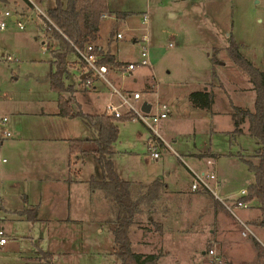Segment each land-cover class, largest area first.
Segmentation results:
<instances>
[{
    "label": "rangeland",
    "instance_id": "rangeland-1",
    "mask_svg": "<svg viewBox=\"0 0 264 264\" xmlns=\"http://www.w3.org/2000/svg\"><path fill=\"white\" fill-rule=\"evenodd\" d=\"M32 1L45 14L46 9L54 5V0ZM60 1L63 3L65 0ZM108 2L111 7L117 9L145 12L146 23L140 25L146 33V42L132 44L126 56L137 59L138 46L146 43L149 65L138 66L131 73L122 74V79L118 82L110 77L109 73H106V78L122 92L137 90L140 100L153 103L158 99L169 107V115L158 123V132L168 145L159 142L162 146L158 148L162 153L157 158H151L148 154L145 134L149 133V130L140 120L135 117L116 122L118 133L112 143L109 157L117 174L123 179L137 180L162 175L165 176L164 182L168 184V188L162 190L160 197L154 202L155 207L148 215L150 219L147 218V213L139 216L137 222L142 230L134 234L130 232L133 242L143 243H133V250L156 251L157 264L252 262L254 248L251 236L248 233L245 236L241 234L242 227L239 222L210 192L194 190L192 195H179L175 189H181L183 192L188 185L189 165L203 167L206 165L205 158H212L216 153L219 155L215 156L216 159L213 158V167L220 165L225 177L228 173L233 174L227 182L228 187L237 189L245 183L240 177L241 171L246 168L245 163L238 157L243 156L254 161L255 155L251 146L246 149V146L252 143L250 136L243 132L246 130V120L238 124L241 132L237 133L232 130L231 114L235 108H245V105L251 108L253 89L247 75L230 59L225 48L228 34L231 33L239 51L253 65L264 68V0ZM18 5H23L26 9L20 18L23 28H17L14 23L9 22L7 28L0 31V93L5 92L8 96L23 99V107L28 110L33 107L30 101L35 94L34 90H43L40 84L45 79L46 71L48 74L53 68L52 59L49 61V43H57V39L51 37L53 41L47 40V47L41 48L40 40L45 31L43 17L35 15L32 8H26V5L29 6L26 0H0V7L15 9ZM135 11L132 13L135 14ZM132 17L137 20L138 16ZM116 23L111 27L112 31ZM109 24L110 19L100 20V34L103 40L106 29L111 26ZM138 33L140 34V30ZM212 55L216 58L213 64ZM75 56L74 51L67 55L72 58ZM70 71L77 74V66ZM103 87L100 91L87 94L90 101L88 104L91 105L87 109L100 111L108 100L117 103L118 97L112 93L111 87L107 83ZM197 89L211 90L212 101L208 109L195 106L189 100L188 93ZM214 99L217 112L212 113L210 109ZM123 108L125 109L120 105L119 109ZM4 116L8 117L7 114ZM67 124L70 132L76 133L74 135L77 137H82L85 133L90 134L89 128L85 127L78 117L71 119ZM5 127L7 128L6 124ZM239 145L245 149L240 151ZM3 155L5 151L1 150V156ZM228 155H231L230 159L235 164L229 163L231 161L227 159ZM192 156L194 160H199L198 164H195ZM84 158L91 160L89 156ZM91 170L94 175L98 171L93 162ZM216 193L219 196L223 194L219 187ZM85 200L82 199V204L75 207V212L70 211L83 222L67 225L64 231L67 232V241L63 246L66 251L57 260L51 258V261L53 264H119L111 248V223L103 218L99 219L97 213H104L105 203L101 201L95 206V196L89 204ZM211 209L217 212L214 218ZM237 209H233L236 214L239 212ZM255 217L245 222L256 239L260 240L263 232L250 224ZM210 227L213 228V234L209 233ZM225 229L229 232L225 233ZM55 232L54 229L51 233ZM229 240H232L231 244H227ZM41 243L42 240L40 246L44 249ZM208 248H212L215 255H221H218L220 260L218 256L209 254ZM31 250L35 255L40 254L36 252L39 250L38 246L29 243L25 238L19 239L18 244L6 243L0 247V264H24L23 256H31ZM28 263L31 264L32 260L28 259ZM38 264L50 263L45 261Z\"/></svg>",
    "mask_w": 264,
    "mask_h": 264
},
{
    "label": "crops",
    "instance_id": "crops-1",
    "mask_svg": "<svg viewBox=\"0 0 264 264\" xmlns=\"http://www.w3.org/2000/svg\"><path fill=\"white\" fill-rule=\"evenodd\" d=\"M26 2L29 5H26V8H32L34 14L38 15L36 14V9L40 8L36 3L32 0H26ZM18 6H15V9L12 10H16L23 15V12H26V9L23 8V5ZM106 6V16L99 19L97 37L91 42V44L97 46L103 51H108L118 61L125 62L133 60L126 56V52H128V49L132 44L139 42L142 33H145V31L143 32V28H141L143 25L142 15L145 14V12L117 9V7H111L108 0H106ZM116 11H126L127 14L124 17L119 18L115 14ZM133 11L136 13L133 14ZM132 16H138L137 20L133 19ZM106 18L110 19L109 26H111L109 29H106V36L103 40L100 34V20ZM114 23H116V26L112 31V35L109 36V30L114 26ZM138 30H140V34L138 33ZM116 31H119L121 36L116 37L114 35ZM42 37L43 38L40 40V46L41 48H44L48 45L46 41L52 40V36L47 30H45ZM56 45V42H50V50L56 47ZM51 59L52 55L49 57V61ZM81 65L82 62L77 56L74 58L67 57L64 81L72 84L73 90L71 92L64 91L60 94L66 100L72 112L81 110L85 113H101L104 111L105 104L111 101L108 100L100 111L90 110L87 109L91 106L88 104L90 101L88 100L87 94L102 90L105 83L95 81L91 87L82 85L78 79ZM76 66L78 72L77 74H74L70 70ZM108 73L110 77L116 80V82L122 79V74L117 73L115 70H112V68L108 70ZM133 79H135L134 76ZM40 85H42L43 90H38L37 88L34 90L35 94L30 101L33 103V107L28 110H26V107H23V99H20L18 96H8L5 92L0 93V112L7 114L8 117L6 118L5 124L11 133L10 136L7 137H2L0 134V226L3 228L4 236L6 238L2 245L6 243L18 244L19 239L25 238L29 243L38 246L39 250H36V252H40V254L35 255L33 250H31V256H23L24 264H29L28 259L32 260L31 264L43 263L45 261L53 264L51 258L57 260L63 255L64 251H66L63 246H65L67 241V232L64 233L67 225H77L79 222H83L70 212L72 210L75 212V207H77L78 204H82V199L85 198L86 203L89 204L91 201L93 202V197L95 196V206L101 201L105 203L104 213L101 211L97 212L99 219L102 220L103 218L104 220L107 213L106 202L101 198H97L95 192L89 190L87 187V179L90 175H93L91 173L92 159L90 156L89 158L91 160L85 159L84 155L80 156L76 155V153L69 154L68 151V139L76 138L77 136L74 135L76 133L70 132L67 123L78 116H65L57 113V92L49 89L47 71L45 73V79ZM252 99L253 90L251 91V101ZM245 106L247 107L248 105ZM121 111L124 112V108ZM210 111L212 113L217 112L215 99L211 104ZM0 115H2V113H0ZM245 131L243 132L248 134L247 130ZM88 132L90 133L89 135H85V133L82 137H91V131L88 130ZM250 140L252 143L247 145L246 149L251 146L255 154L257 144L251 136ZM239 148L240 151L241 149H245L242 145H239ZM1 150L5 151V155L1 156ZM210 153L215 152L210 151ZM217 154L219 155V153L215 154L216 157L218 156ZM215 156L212 158H215ZM228 156L227 159L231 161L229 163L235 164L232 159H230L231 155ZM191 158L194 160L193 156ZM194 162H196L195 164H198L199 160L197 161L195 158ZM198 167L200 166H192V168ZM214 169L218 178V187L223 193L222 196L226 197L233 198L238 196L240 190L242 188L245 189L246 183L252 178V172L246 167V170L244 169L243 172L241 171L240 175L245 182L244 185H241L237 189H232L230 186L228 187L227 182L230 181L233 174L228 173L225 177V172H222V167L218 164L217 166L215 165ZM156 177H159L163 182L165 181V176L157 175ZM153 178L155 177H151L147 180H128L148 182ZM189 184L190 177L188 185L185 186L183 192L181 189H174L178 191L179 195H184L185 193L192 195L194 190L190 189ZM166 188H168V184L164 182L161 191L166 190ZM247 203L248 206L246 207H236L238 208L237 210H239L236 215L244 222L247 220L249 221L253 216H256L254 218L256 220L259 215L258 202L255 199H250ZM210 212L213 218L217 215V212L212 209ZM228 213L238 221L234 215L230 212ZM147 218L150 219V216H147ZM245 223L247 224V222ZM139 224L140 223H135L133 226L135 231L131 230L133 234L136 233V231L138 232L142 230ZM250 224L256 229H260L256 224ZM54 229L56 232L52 234L51 232ZM209 231L210 234H213L212 227L209 228ZM228 232V229H225V233ZM227 238L231 237L227 236ZM41 240L44 249L40 246ZM133 243L135 242L131 240V245H133ZM231 243L232 240L227 242V244ZM137 244L143 243L140 241ZM2 245H0V247ZM229 248L230 247H228V249ZM135 251L143 254L156 253V251L139 249ZM218 255L216 254V256ZM0 256L2 257V254H0ZM19 256H21V254H19ZM219 256L217 258L220 260ZM230 263L234 264V262Z\"/></svg>",
    "mask_w": 264,
    "mask_h": 264
},
{
    "label": "trees",
    "instance_id": "trees-1",
    "mask_svg": "<svg viewBox=\"0 0 264 264\" xmlns=\"http://www.w3.org/2000/svg\"><path fill=\"white\" fill-rule=\"evenodd\" d=\"M107 10L106 0H54V5L46 9V15L51 21H45L47 32L57 39L56 47L50 50L53 68L49 70L48 84L50 89L57 92V113L65 116H78L89 128L91 137L69 138L68 151L80 156H90L98 171L87 179V187L95 192L97 198L106 202L107 214L104 221L111 223L110 234L112 252L118 258L119 264H157L156 253H140L133 250L130 240L132 226L139 220L142 213H149L154 209V202L160 197L164 182L155 177L148 182L123 179L115 172L109 157L112 143L117 138V121L128 120L133 117L131 111L117 116L101 113H85L81 110L72 112L60 94L73 90V85L66 83L67 55L78 48L91 43L97 37L99 14ZM116 16L124 17L126 11H116ZM112 29L109 30V36ZM226 52L230 59L247 75L253 89L251 108H235L232 112V130L239 132L238 125L246 120V130L254 138L256 145L255 160L239 156L252 178L246 183V193L237 197L238 200L255 199L258 202V218L251 223L256 224L263 232L262 239L251 236L254 248L252 262L246 264H264V68L253 65L238 49V45L228 34ZM92 51L97 53V62L113 67H120L124 62L116 60L111 53L92 45ZM216 61L211 56L212 64ZM262 63L264 66V46L262 49ZM193 105L208 109L212 101L211 90H192L188 93Z\"/></svg>",
    "mask_w": 264,
    "mask_h": 264
},
{
    "label": "built area",
    "instance_id": "built-area-1",
    "mask_svg": "<svg viewBox=\"0 0 264 264\" xmlns=\"http://www.w3.org/2000/svg\"><path fill=\"white\" fill-rule=\"evenodd\" d=\"M36 13L43 17L45 21L51 23L47 15L40 9H36ZM106 16L105 11L99 14V19ZM21 14L16 11L9 9L7 7H0V31L4 30L9 22L15 24L17 28H23V22L20 20ZM147 17L146 14L142 15V22L146 23ZM44 24L45 30L48 28L46 23ZM52 24V23H51ZM53 25V24H52ZM116 37L121 36L119 31H116L114 34ZM140 41L146 42V33H142L140 37ZM74 48V53L77 58L82 62L80 74L78 75L79 82L87 87L93 86L95 81H101L103 83H107L112 90V93H115L118 97L117 103L107 102L104 106V111L108 114H112L117 116L123 113L118 109L120 105L125 107V111H131L133 113L132 118H137L140 120L149 130V133L146 134V143L149 148L148 154L151 158H157L161 155V149L158 147L159 142L168 145L163 137L158 132V123L160 120L166 118L169 114L168 105L155 99L153 103L148 100H140V93L137 90H131L122 92L118 88L114 87L106 78V73L108 70L112 68L117 73H130L134 68L142 65H149L148 61V50L146 43H142L138 47V58L135 60L125 61L120 67H113L106 65L105 63L97 62L98 55L94 51H92V44L86 43L84 47L78 48L76 46ZM8 57V56H6ZM145 101L148 103V109L143 110L140 108L141 102ZM131 118V119H132ZM6 117L4 115L0 116V134L2 137L10 136V131L5 127ZM175 153V152H174ZM205 164L200 168H192L188 166V170L190 173V184L189 187L191 190H203L210 192L213 197L218 200V202L232 215L236 217L239 224L241 225V234L245 236L247 233L254 236V233L249 228V226L242 221L236 213L233 211L236 207H246L248 206L247 201L238 200L237 197L245 194L246 190L242 188L240 190V194L235 197H226L219 196L216 191L218 189V178L213 167L214 160L211 157L205 158ZM6 238L4 236L3 228L0 226V245L5 242ZM207 252L211 254L213 257H216L212 248H208Z\"/></svg>",
    "mask_w": 264,
    "mask_h": 264
},
{
    "label": "water",
    "instance_id": "water-1",
    "mask_svg": "<svg viewBox=\"0 0 264 264\" xmlns=\"http://www.w3.org/2000/svg\"><path fill=\"white\" fill-rule=\"evenodd\" d=\"M140 108L143 110H147L148 109V103L145 101L141 102Z\"/></svg>",
    "mask_w": 264,
    "mask_h": 264
}]
</instances>
